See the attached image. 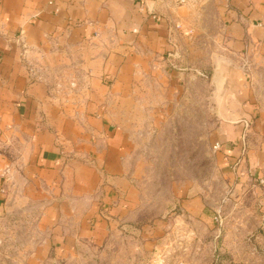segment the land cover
Masks as SVG:
<instances>
[{"label": "crops", "instance_id": "1", "mask_svg": "<svg viewBox=\"0 0 264 264\" xmlns=\"http://www.w3.org/2000/svg\"><path fill=\"white\" fill-rule=\"evenodd\" d=\"M205 78L218 163L264 179V0H0V212L18 179L48 259L110 252L142 214V150ZM132 242L147 258L154 239Z\"/></svg>", "mask_w": 264, "mask_h": 264}, {"label": "rangeland", "instance_id": "2", "mask_svg": "<svg viewBox=\"0 0 264 264\" xmlns=\"http://www.w3.org/2000/svg\"><path fill=\"white\" fill-rule=\"evenodd\" d=\"M210 87L209 78L192 83V101L142 150L139 222L89 264H144L155 251L166 255L167 264H264V182L238 180L218 163ZM10 180L0 212V264H57L44 251L49 231L41 209L25 197L18 179ZM196 196L202 211L192 218L179 204ZM146 239H154L149 256L136 258L132 241Z\"/></svg>", "mask_w": 264, "mask_h": 264}, {"label": "built area", "instance_id": "3", "mask_svg": "<svg viewBox=\"0 0 264 264\" xmlns=\"http://www.w3.org/2000/svg\"><path fill=\"white\" fill-rule=\"evenodd\" d=\"M175 5H187L190 0H171ZM179 24H175L174 25V28H179ZM173 46H174V49L175 47L177 46V44H175L174 42L172 43ZM174 52H168L167 54L169 56H172ZM213 149L216 150V149H219L220 147V144L219 142H215L213 145H212ZM245 149V145L243 146V150ZM259 182L263 183L264 182V179L261 178L259 179ZM156 250V247L155 249ZM144 264H167L166 262V255L164 254H160L159 252H154L152 253L151 257L147 260V262H145ZM175 264H188L185 260L183 259H178Z\"/></svg>", "mask_w": 264, "mask_h": 264}]
</instances>
